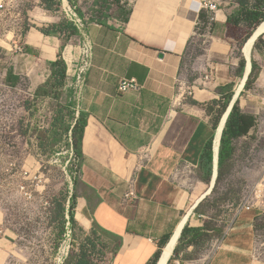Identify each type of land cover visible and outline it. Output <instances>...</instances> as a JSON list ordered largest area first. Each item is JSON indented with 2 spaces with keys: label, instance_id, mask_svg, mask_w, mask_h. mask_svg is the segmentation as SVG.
<instances>
[{
  "label": "crops",
  "instance_id": "obj_1",
  "mask_svg": "<svg viewBox=\"0 0 264 264\" xmlns=\"http://www.w3.org/2000/svg\"><path fill=\"white\" fill-rule=\"evenodd\" d=\"M72 1L86 20L68 40H74L72 44L61 50L64 33H45L48 28L39 25L27 31V55L34 58L29 83L36 93L50 79L55 61L64 60L67 102L84 120L77 147L74 219L85 231L96 225L118 237L108 264H148L162 251L161 241L181 228L186 214L189 227L203 225L194 212L189 214L197 199L191 198L178 171L197 170L203 147L213 136L202 103L220 96L229 78L227 31L232 24L227 19L239 6L219 2L209 35L202 38L203 53L190 66L196 82L190 89L194 102H189L179 97L176 78L197 37L203 11L199 0H130L125 22L120 8L129 0ZM42 18L49 23L46 27L61 21L53 14ZM84 41L90 45L89 65L76 96L70 85L81 65L79 44ZM124 79L135 80L139 87L120 92L118 84ZM255 87H264V71ZM130 182L134 197L126 200ZM233 245L232 239L225 240L219 255L232 254ZM189 264L217 263L201 257Z\"/></svg>",
  "mask_w": 264,
  "mask_h": 264
},
{
  "label": "rangeland",
  "instance_id": "obj_2",
  "mask_svg": "<svg viewBox=\"0 0 264 264\" xmlns=\"http://www.w3.org/2000/svg\"><path fill=\"white\" fill-rule=\"evenodd\" d=\"M227 1L238 4L240 0ZM62 2L0 0V264H63L68 251L76 250L84 237L78 224L72 227L69 223L67 213L70 198L75 199L79 169L74 160L78 130L71 131L77 109L67 102L69 87L65 82L34 93L28 77L34 58L27 55L24 43L30 27H50L44 25L49 23L42 21V16L59 15L62 20ZM254 29L243 24L228 28L229 78L220 96L202 103L216 128L244 74L242 47ZM205 46L195 37L187 49L183 82L177 91L189 102H194L193 93L188 92L196 82L190 66ZM250 62L255 63L251 78L247 77L235 102L243 114L253 117V125L247 134L232 141L234 152L226 159L215 188L196 211L192 210L195 218L203 220L205 231L180 235L178 251L173 250L167 264H189L201 257L217 264H264V127L258 121L264 118V103L260 99L262 89L255 87L264 71V33L252 45ZM202 86L200 82V89ZM70 87L74 90V83ZM178 173L192 199L208 188L211 175L206 176L202 169L180 168ZM243 215L246 217L241 218ZM231 239L235 243L232 254L219 255L225 240Z\"/></svg>",
  "mask_w": 264,
  "mask_h": 264
},
{
  "label": "trees",
  "instance_id": "obj_3",
  "mask_svg": "<svg viewBox=\"0 0 264 264\" xmlns=\"http://www.w3.org/2000/svg\"><path fill=\"white\" fill-rule=\"evenodd\" d=\"M238 5V11L234 13L233 16L231 15L228 17L227 23H231L234 26H239L243 24L251 29L256 27V25H259V23L264 19V0H253V2H251L250 0H240L238 2ZM46 7L48 9H51L50 4H47ZM129 13V9H125L124 7L120 8V15H122L123 22L127 21ZM199 18L200 21H204L206 18V13L204 11H201ZM44 32L51 34L64 33V36H62L61 50H63L65 44L70 39V37L78 33L76 28L72 26L69 22H67L65 19H62L58 24H54L48 27V29L44 30ZM251 66L252 68H254L255 63L252 62ZM251 75L252 71L250 72L248 79L251 78ZM65 76L66 64L63 59L59 58L55 61L50 79L47 81L44 87L50 86V88H53L54 85H62L64 83ZM12 78L16 79L17 76L13 75ZM35 94H39L38 90ZM229 98V95L226 96L227 100H229ZM82 119V114H79V117L77 118L71 130L73 132L78 130L77 147L80 144L82 138V130L84 125V120ZM253 121L254 119L252 116H247L239 110L238 106L236 105V102L233 104L221 132L218 149L217 177L215 185L223 173V167L226 159L231 157L234 152V146L232 144V141L234 139L239 138L240 136L247 134L250 127L253 125ZM212 128L214 130L216 126L212 125ZM212 140L213 138L211 137L203 147L198 164L199 168L204 171V174L206 176H210L212 173ZM75 149L77 151L76 146ZM215 185L213 188H215ZM69 201L70 206L69 210L67 211L69 223L72 225V227H75L77 223L74 219V197H71ZM198 206H196L195 211ZM77 229L81 231L84 237L78 242L76 250L70 249L68 251L67 255L64 257L63 264H108L107 255L113 254L117 250L119 246L118 237L108 234V232L103 229H100L96 225H93V227L88 232H85L78 225ZM203 231H205V227H189L187 225L183 227L180 235L182 237L186 234V232H192L194 235H198ZM168 238L169 236H166L161 241V245H165ZM177 251L178 246L174 248V252ZM160 253L161 250L159 249L154 254L153 258L148 264H156Z\"/></svg>",
  "mask_w": 264,
  "mask_h": 264
},
{
  "label": "built area",
  "instance_id": "obj_4",
  "mask_svg": "<svg viewBox=\"0 0 264 264\" xmlns=\"http://www.w3.org/2000/svg\"><path fill=\"white\" fill-rule=\"evenodd\" d=\"M61 5V14L62 19H65L67 22H69L72 26H74L76 29H79L80 31L84 28V24L86 20L82 17H80L77 13V7L73 1L70 0H62ZM131 1L129 0L126 2V6H130ZM201 9L206 13V18L204 21H199L197 23V29L195 31V36L202 39L205 38L207 35H209L211 22L214 19V14L216 10L219 7V0H199ZM231 6L238 7L237 3H234L231 1ZM80 48V61L81 65L76 70V78L74 82V91L81 90V87L84 82V73L86 68L89 65V54H90V45L87 41H84L79 44ZM177 82V88L180 89V84L183 82V74H179L176 78ZM139 86L136 83L135 80L129 79V80H121L118 84V90L120 92H125L130 89H137ZM191 88H189L190 90ZM192 90V89H191ZM191 90L188 92L189 94H192ZM77 94V92H76ZM179 97H182V94L179 93ZM262 103H264V87H262V96L260 97ZM264 127V118L261 117L260 120H258ZM77 163L76 167H78V162L76 158L74 159ZM78 172V171H77ZM134 197L133 187L132 183L130 182V185L128 187V190L124 194V198L131 199ZM244 208V207H242ZM178 263V261L176 262Z\"/></svg>",
  "mask_w": 264,
  "mask_h": 264
},
{
  "label": "bare ground",
  "instance_id": "obj_5",
  "mask_svg": "<svg viewBox=\"0 0 264 264\" xmlns=\"http://www.w3.org/2000/svg\"><path fill=\"white\" fill-rule=\"evenodd\" d=\"M264 31V21H262L257 29L255 31H253V33L248 37V39L246 40V42L244 43V46L242 47V52L244 54V57H245V60H246V65H245V69H244V74H243V77L242 79L240 80L236 90H235V94L233 96V98L236 97V99L238 98V95L240 93V91L242 90V87L244 85V77L245 75L247 74V72H250V69H251V62H250V52H251V48H252V45L254 43V37L257 33L259 32H262ZM79 94V89L77 90V94L76 96H78ZM236 101V100H235ZM226 112L223 113L221 119H220V122L218 124V127L216 129V133H215V139H214V145H213V152H214V155L217 153V150H218V146H219V137L221 135V132H222V128H223V125L225 123V120H226V114H227V111H228V108L225 110ZM217 171V170H216ZM209 187V186H208ZM208 191V188L206 189V191L200 196L197 198V200L195 201V203L193 204V206L197 203V201ZM192 206V207H193ZM191 207V208H192ZM188 213V212H187ZM186 217H187V214L184 216V221H183V224L180 226L181 228H179L176 233L174 234V236L171 238V240L168 242V244H166L161 253L162 255L160 256V259L159 261L157 262V264H167L172 252H173V248L175 247L177 241H178V236L180 234V231L182 229V227L185 225V220H186Z\"/></svg>",
  "mask_w": 264,
  "mask_h": 264
},
{
  "label": "water",
  "instance_id": "obj_6",
  "mask_svg": "<svg viewBox=\"0 0 264 264\" xmlns=\"http://www.w3.org/2000/svg\"><path fill=\"white\" fill-rule=\"evenodd\" d=\"M262 21H264V19L262 20ZM261 21V22H262ZM260 22V23H261ZM259 23V24H260ZM257 27H258V25H256V27H255V29L253 30V31H255L256 29H257ZM264 33V31H262V32H259V33H257L256 35H255V37H254V41L260 36V35H262ZM248 75H249V72H247V74L245 75V77H244V81L247 79V77H248ZM235 100H236V97L235 98H232V100L230 101V103H229V105L227 106V108H228V111H227V114H226V117L228 116V114H229V112H230V110H231V108H232V106H233V104H234V102H235ZM226 108V109H227ZM226 112V111H225ZM227 119V118H226ZM225 122H226V120H225ZM225 124V123H224ZM223 127H224V125H223ZM223 129V128H222ZM220 137H221V135H220ZM220 137H219V141H220ZM212 152H213V148H212ZM217 161H218V150H217V153L214 155V152H213V159H212V174H211V177H210V181H209V187H208V191L197 201V203L190 209V211H189V214H190V212H192V210L193 209H195V207L198 205V203L206 196V195H208L211 191H212V189H213V187H214V185H215V181H216V177H217ZM184 227V226H183ZM183 227H182V229H183ZM182 229H181V231H180V234H181V232H182ZM180 234H179V237H180ZM172 235H173V233L171 234V236H170V238L168 239V241L166 242V244H168V242L171 240V238H172ZM179 239V238H178ZM165 244V245H166ZM164 245V246H165ZM163 246V247H164ZM175 248V247H174ZM174 248H173V250H174ZM163 249V248H162ZM162 255V253L160 254V256ZM160 256H159V258H158V260H157V262L159 261V259H160ZM157 262H156V264H157Z\"/></svg>",
  "mask_w": 264,
  "mask_h": 264
}]
</instances>
